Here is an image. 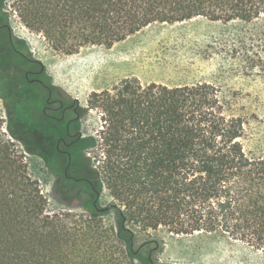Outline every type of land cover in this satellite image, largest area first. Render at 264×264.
<instances>
[{
	"label": "trees",
	"instance_id": "16d2710c",
	"mask_svg": "<svg viewBox=\"0 0 264 264\" xmlns=\"http://www.w3.org/2000/svg\"><path fill=\"white\" fill-rule=\"evenodd\" d=\"M13 15L71 54L111 47L153 22H251L264 18V0H0V27ZM19 45L12 34L0 40V97L10 116V136L0 118V264H134L154 241L138 243L139 234L159 227L224 235L264 256V154L245 152L244 122L227 113L214 84L127 77L92 91L78 118L52 134L48 118H27L17 59L28 51ZM258 61L264 71V56ZM25 151L42 157L63 188L97 201L105 188L110 202L88 214L49 211ZM110 210L117 226L103 221ZM160 249V241L149 248Z\"/></svg>",
	"mask_w": 264,
	"mask_h": 264
},
{
	"label": "rangeland",
	"instance_id": "374dc122",
	"mask_svg": "<svg viewBox=\"0 0 264 264\" xmlns=\"http://www.w3.org/2000/svg\"><path fill=\"white\" fill-rule=\"evenodd\" d=\"M263 33L264 18L221 22L195 17L174 23L153 22L111 47L89 45L67 54L13 15L9 26L0 27V40L12 34L20 47L26 46L28 53L17 61L21 60L25 69L43 67L47 83L67 101H74L75 106L87 105L92 91L111 88L127 77H136L143 84L171 86L212 83L219 89L227 113L240 116L244 122L241 142L245 152L257 156L264 154V71L258 61L264 56ZM23 101L29 107L36 99L24 97ZM94 117L92 111L83 118V131L89 129ZM0 118L9 135L6 123L10 116L1 97ZM25 154L29 173L38 180L49 211L88 214L92 206L103 208L110 202L105 188L98 201L78 188H63L42 157L27 151ZM102 217L105 224L117 226L119 219L114 210ZM149 239L154 241L134 264H148V256L154 264H264L262 253L224 235L175 234L159 227L140 233L138 243ZM157 241L161 249L149 250Z\"/></svg>",
	"mask_w": 264,
	"mask_h": 264
},
{
	"label": "flooded vegetation",
	"instance_id": "af4514ba",
	"mask_svg": "<svg viewBox=\"0 0 264 264\" xmlns=\"http://www.w3.org/2000/svg\"><path fill=\"white\" fill-rule=\"evenodd\" d=\"M19 54L24 57L23 54ZM20 75L27 84L22 88V98L36 99L33 101V105L29 104L27 118H37V120L38 118H48L50 123L48 128L52 134L60 129L66 118L67 128L71 124V119L78 118L77 105L75 106L74 101H67L57 89L47 83L43 67L25 69ZM60 143L61 141L58 140L57 148Z\"/></svg>",
	"mask_w": 264,
	"mask_h": 264
},
{
	"label": "water",
	"instance_id": "95a60500",
	"mask_svg": "<svg viewBox=\"0 0 264 264\" xmlns=\"http://www.w3.org/2000/svg\"><path fill=\"white\" fill-rule=\"evenodd\" d=\"M96 204V202L94 201V205Z\"/></svg>",
	"mask_w": 264,
	"mask_h": 264
}]
</instances>
